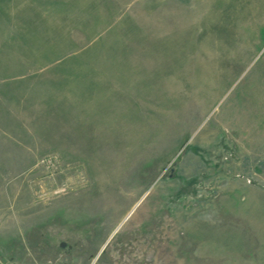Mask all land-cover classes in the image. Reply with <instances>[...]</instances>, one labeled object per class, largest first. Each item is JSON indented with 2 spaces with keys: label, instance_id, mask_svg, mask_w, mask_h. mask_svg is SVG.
<instances>
[{
  "label": "rangeland",
  "instance_id": "1",
  "mask_svg": "<svg viewBox=\"0 0 264 264\" xmlns=\"http://www.w3.org/2000/svg\"><path fill=\"white\" fill-rule=\"evenodd\" d=\"M95 259L264 264V0H0V264Z\"/></svg>",
  "mask_w": 264,
  "mask_h": 264
},
{
  "label": "bare ground",
  "instance_id": "2",
  "mask_svg": "<svg viewBox=\"0 0 264 264\" xmlns=\"http://www.w3.org/2000/svg\"><path fill=\"white\" fill-rule=\"evenodd\" d=\"M133 211H134V210H132V211H131V212H130L128 215H127V217L125 218V220H124V221H122V223L120 224V226H121V225H123V224H124V222H125V221H126L128 218H130V217H131V215H132ZM120 226L118 227V229L120 228ZM97 261H98V260H96V259H95V261L93 262V264H96V263H97Z\"/></svg>",
  "mask_w": 264,
  "mask_h": 264
}]
</instances>
